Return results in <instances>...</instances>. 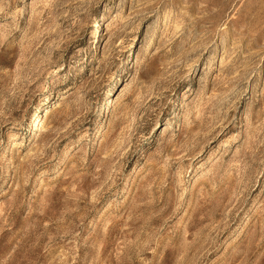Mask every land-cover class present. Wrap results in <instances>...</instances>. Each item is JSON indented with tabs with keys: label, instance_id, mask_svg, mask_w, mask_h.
Returning <instances> with one entry per match:
<instances>
[{
	"label": "rangeland",
	"instance_id": "obj_1",
	"mask_svg": "<svg viewBox=\"0 0 264 264\" xmlns=\"http://www.w3.org/2000/svg\"><path fill=\"white\" fill-rule=\"evenodd\" d=\"M0 264H264V0H0Z\"/></svg>",
	"mask_w": 264,
	"mask_h": 264
}]
</instances>
